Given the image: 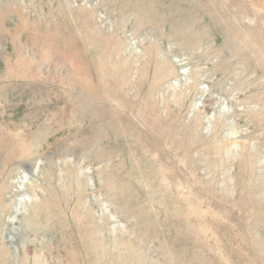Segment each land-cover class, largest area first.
<instances>
[{
	"label": "rangeland",
	"instance_id": "1",
	"mask_svg": "<svg viewBox=\"0 0 264 264\" xmlns=\"http://www.w3.org/2000/svg\"><path fill=\"white\" fill-rule=\"evenodd\" d=\"M0 264H264V0H0Z\"/></svg>",
	"mask_w": 264,
	"mask_h": 264
}]
</instances>
